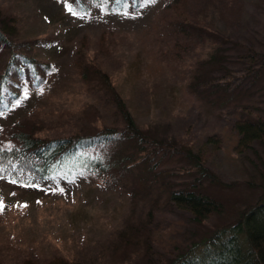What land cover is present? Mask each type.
Segmentation results:
<instances>
[{
  "label": "rangeland",
  "instance_id": "rangeland-1",
  "mask_svg": "<svg viewBox=\"0 0 264 264\" xmlns=\"http://www.w3.org/2000/svg\"><path fill=\"white\" fill-rule=\"evenodd\" d=\"M187 16L191 22L181 31ZM1 22L11 27L13 47L0 44V78L11 50L16 60L0 93V148L18 146L19 133L53 139L122 131L97 65L140 129L175 143L220 141L209 164L215 179L203 180L200 191L219 201L221 211L200 225L166 201L160 184L176 189L191 179L178 156L161 168L177 176L150 190L147 184L146 194L140 169L114 180L61 172L44 188L0 179V264L54 258L166 264L237 219L264 192V146L239 153L233 129L239 118L254 120L237 109L264 117V76L254 85L240 81L231 92L205 82L241 69L238 44L264 52V0H0ZM130 149L101 150L125 155Z\"/></svg>",
  "mask_w": 264,
  "mask_h": 264
},
{
  "label": "trees",
  "instance_id": "trees-1",
  "mask_svg": "<svg viewBox=\"0 0 264 264\" xmlns=\"http://www.w3.org/2000/svg\"><path fill=\"white\" fill-rule=\"evenodd\" d=\"M190 22L188 16L184 17V22L179 24L180 30H186L184 24ZM0 24L2 25L0 44L12 49L11 27H8L7 22ZM241 46L237 45L240 49L238 52H242L237 59L243 64L241 69L217 72L211 79L209 75L205 81L207 85L215 86L216 89L220 87L219 91L231 92L240 86V81L249 80L248 82L254 85L259 78L263 79L264 52L256 51L253 47ZM15 60L16 53L11 50L2 70L0 93ZM23 62L35 65L33 60L26 57H23ZM94 71L113 96V103L122 116L123 130L104 128L94 134H74L66 138L53 139L19 133L18 146L0 148V179L19 187L44 188L61 172H73L78 169L83 173L100 175L104 180H114L119 174L132 175L135 170L140 169L144 177L138 176L139 186L144 188L146 194L147 184L150 185V190L158 185L159 179L177 176L176 170L161 168L170 158L178 156L187 162L186 170L191 179L178 181L180 187L176 189L168 188L167 183L160 184L166 194V201L171 202L178 210L188 213L193 221L200 225L219 213L220 202L202 193L200 187L203 186V180L213 182L215 179L209 164L220 150V141L212 136L204 143L195 145L154 137L136 125L108 75L97 65ZM236 111L254 118L253 121L239 118L233 123V129L238 135L237 151L244 153L254 144L264 146V117L258 111L245 108ZM119 144H129L131 149L125 155H120L119 152L108 155L101 150L104 147L107 149L117 147ZM97 151L102 154L93 155ZM147 175L150 178L149 182L146 179ZM23 264L34 263L25 261ZM45 264L80 263L54 258ZM166 264H264V192L257 202L244 209L237 219L217 229L204 241L193 243L190 248L175 252Z\"/></svg>",
  "mask_w": 264,
  "mask_h": 264
}]
</instances>
